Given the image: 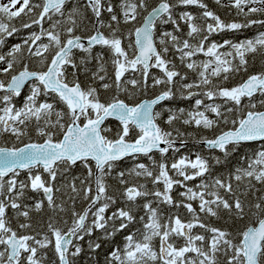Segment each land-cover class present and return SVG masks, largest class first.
Returning a JSON list of instances; mask_svg holds the SVG:
<instances>
[{
	"label": "snow or ice",
	"instance_id": "6c2138e0",
	"mask_svg": "<svg viewBox=\"0 0 264 264\" xmlns=\"http://www.w3.org/2000/svg\"><path fill=\"white\" fill-rule=\"evenodd\" d=\"M68 0H41V2H30V0H8L7 3L0 2V46H3L7 37H11L19 29L13 23L14 19L22 13L28 15L30 22L23 23L21 27L32 28L38 25L39 34L33 32L24 41L28 45L29 56L40 57V63L44 65L43 70H30L28 64L21 61L22 67L16 69L15 65L19 60L18 54L22 51L21 44H15L7 55L0 54V75L7 79H0V102L4 107L0 108V137L8 134L15 139L16 144L11 147L0 146V264H42V258L37 257L38 249H46L53 244L47 234L42 238L37 235L18 234L9 221L8 209L17 210V216L25 218V222L19 223V229H31L32 224L27 222L30 219L28 209L21 210V204L17 200L24 196L25 189L30 188L33 192H42L47 200L49 208L53 212H69L71 223L67 220L66 230L56 227L50 220L47 227L54 237V251L58 256L59 264H73L75 257L79 256L82 248L74 245L73 240H83L91 236L94 229H103L104 238L116 236L117 233L129 229L130 225L137 222L142 223L141 228L129 231L123 237V247H115L109 254L108 264H264V196L258 197L257 201L248 206L240 197L235 196L231 182L215 179L212 184L201 182L198 191L187 187L180 196L188 201L199 200V212L211 217H218L221 207L234 216L237 221H242L243 226L234 233L227 229L209 227L200 219L197 210L191 203H176L171 195L174 186L185 187L184 181L194 180L203 177L210 171L206 159L197 156L195 161L183 157L171 164L177 176L183 179H174L169 175V167L166 163L153 161L158 167V174L154 175L153 170L143 163L137 164L128 176L151 178L153 185L163 183L164 191H149L145 184H131L123 171L117 173L119 183L124 185L120 196L109 194L108 185L105 182L116 163L133 154L148 156L153 150L163 156L170 149L174 148L176 136L182 135L179 129L172 131L165 130L160 126L158 120L161 112L156 111V106L162 101L172 100L176 93L173 85L177 83L176 77L186 81L187 76L175 70V65L166 59L165 54L170 51V46L180 53L181 62L187 58V69L197 72V80L192 83H182L181 88L188 90L187 95L181 92V97L191 99L193 96L203 95L208 100L221 98L226 102H232L234 106H240L244 98H251L260 93L264 95V72L248 76L246 80L235 87L227 88L213 84V78L224 81L229 75L247 71L248 54L264 55V32L254 39H247L239 43L225 40L223 44L211 43L205 47L208 34L223 32L225 30H239L250 27L254 24L264 25V19L248 20L245 23H225L215 13L207 9L202 0H178L180 5H197L204 9L202 16L205 24L199 26L194 23L196 19L190 13L184 12L180 19L188 24V37L204 33L199 43L193 46L188 39H183L173 32L162 31L157 39L158 24L171 23L179 31L180 25L173 17V8L176 6L170 0H159L156 6L151 7L147 0H122L120 5L122 21L109 4L106 8L102 0H86L85 7L90 8L95 16L97 24L93 25L94 34L86 38L77 35L80 28L77 17L82 16L79 8L73 7L71 11L65 12V5ZM217 4L221 0H216ZM17 4L21 6L17 8ZM243 6H249L244 12ZM234 6L245 16L254 13L264 14V0H234ZM27 9V12H25ZM34 10H38L34 13ZM106 10L111 14L110 21L105 24L101 20L102 12ZM50 29L43 27L44 22L53 21ZM66 17V18H65ZM211 20L212 22H207ZM113 22L116 25L113 26ZM130 25L126 33L128 44L124 45L125 34L120 33V25ZM102 28L109 29L105 35ZM63 34V39H62ZM47 37V43H40L33 50L37 41ZM85 39L87 43H85ZM31 41V43H29ZM107 48L111 54V62L114 66V80L112 84L102 83L101 87L108 90L115 86L116 92L128 93V86L132 89L146 90L148 88L149 71L151 68L159 69L162 77H152V87L165 85V90L153 99H145L139 102L128 103L114 94L111 99L102 100L95 87L84 89L78 82L76 71L78 64L73 58L74 50L84 53H92L95 46ZM159 45V47H158ZM229 47L231 51L220 52L219 49ZM51 50V51H50ZM129 50H131V55ZM50 53L48 57L44 54ZM203 53L209 57L206 61L197 63L192 57ZM99 62V72H104V53H98L95 57ZM81 65L85 59H81ZM171 64V67H170ZM74 71L70 74L73 79L68 80L67 68ZM83 71L87 72L85 66ZM99 72L93 73V79L105 81L106 76ZM128 72L141 74V78L135 76L125 80ZM30 87V95L27 96L23 107L17 109L13 103L15 97L21 96L25 86ZM204 89L202 92H193L191 89ZM55 94L59 102L65 106L57 110L53 103L39 98L42 95ZM131 95V93H129ZM264 105V100L260 102ZM201 105L204 110L200 111ZM255 109V104H250ZM207 112L214 113L216 117L223 118L225 123H231L228 131H223L215 138H203L202 143L210 149H220L226 155L228 146L240 145L242 142H264V111L248 110L242 112L239 118L228 120L225 113L221 112L218 104H204V100H195V110L186 113L182 120L184 125H195L197 128L212 129L218 126V121L209 118ZM228 113L233 108L227 109ZM169 116L165 123L173 125L174 121L180 120L185 115L184 109H178V113L169 110ZM55 117V119H53ZM112 117L122 125L121 132L117 139H108L102 135V124L106 119ZM35 121V133L42 138V142H34L28 137L27 126L30 121ZM42 122V123H41ZM130 126L138 129V136L134 142H128L125 137L129 135ZM61 138L56 139L55 137ZM22 144V146H16ZM161 145H166L161 147ZM151 159V157H149ZM82 162L87 169V177H74L66 187L71 190L68 197L71 205L65 208L63 204L57 205L54 202L53 183L57 180L58 173L67 171L77 162ZM95 162V169L89 166V162ZM219 163V160H217ZM193 169L192 174L187 172L188 168ZM43 170L48 174L46 181L42 174L36 169ZM26 170L28 182H17L20 171ZM8 177V179H5ZM240 182L248 180L244 194L251 190L252 180L264 183V150H260L250 159L246 168H237L234 176ZM79 180L81 187H77ZM92 182L95 184L93 194ZM218 189H224L227 194L233 196L234 202L229 203L220 195ZM55 191H60L56 188ZM154 196L160 203L174 205L177 208L184 207L191 214L192 219L185 222L179 215L169 216L166 221L162 218L157 208L153 207L151 201L142 205L145 216L137 218L133 214L134 206L138 198ZM80 197L87 201L86 206L77 211L75 204ZM209 197V198H206ZM123 199L125 206L119 207L117 201ZM44 206V201H38L34 208L39 211ZM111 214L108 215L109 209ZM89 217L91 220L89 222ZM196 227L205 229L211 233V238L205 247V236L202 234L193 235L192 230ZM180 238L183 244L177 246L175 240ZM158 240V246L154 241ZM197 242H200L199 244ZM70 246L74 251H70ZM101 247L100 243L89 241V248L95 251ZM194 254L189 256L188 254ZM69 257L73 258L70 259Z\"/></svg>",
	"mask_w": 264,
	"mask_h": 264
},
{
	"label": "trees",
	"instance_id": "16d2710c",
	"mask_svg": "<svg viewBox=\"0 0 264 264\" xmlns=\"http://www.w3.org/2000/svg\"><path fill=\"white\" fill-rule=\"evenodd\" d=\"M30 2H41V0H30ZM103 4L105 5V8L110 4L115 13L118 15V17L122 21V12L120 5L122 3V0H102ZM171 3L176 5L172 12L174 19L177 20V22L180 25L179 31L176 30V26L168 23V24H158L157 28V39H159V34L162 31H169L173 32V34L178 35L181 40L188 39L189 42L195 46L199 43V41L202 39L204 33L195 35L193 37H188L187 32L189 31L188 24L180 19V16L184 12L190 13L193 17L196 19L194 20V23H196L199 26H203L205 24V19L202 16V13L204 9H201L197 5H180L178 4V0H170ZM204 4L207 5V9L215 13L217 16L220 17L222 21L225 23H231V22H237V23H245L248 20L257 19L261 20L264 19V14L260 13H254L250 16H245L243 13H239V10L234 6V0H227L223 1L221 0L220 4L216 3V0H202ZM147 3L149 5V10H151V7L156 6L159 3V0H147ZM86 0H68V3L65 5V12L71 11L73 7L79 8L80 13H82V16H78L77 20L78 23H80V28H78L76 34L81 35L83 37H87L91 34H94V28L93 25L97 24L95 16L92 14L90 8L85 7ZM244 7V12L246 13L248 11V7ZM38 10H34L33 15ZM25 12H27V9H25ZM111 14L108 13L106 10L102 12L101 20L105 24H108L110 21ZM66 18V17H65ZM56 19H61L58 16L53 17V21H45L43 24V27L47 30L50 29L51 23H53ZM30 22V18L28 15H25L24 13L21 14L20 17H17L14 19L13 23L15 26L19 29L18 32L14 33L11 37L6 38V42L3 46H0V54L7 55L8 51L11 50V48L15 44H21L22 45V51L18 54L19 60L15 65L16 69H20L22 67L21 61L24 64H28L30 70H43L44 65L40 63V57H33L29 56V53L27 51L28 45L24 44V41L30 37V35L33 32H36L39 34L40 28L38 25H33L32 28H23L21 25L23 23ZM207 22H212L211 20H208ZM113 26L116 25L113 22ZM130 25L123 24V22L120 25V33L125 34L124 36V45L127 46L128 39L126 36V33L128 31V28ZM101 31L105 33V35L109 34V29L102 28ZM264 32V25L260 24H254L250 27L242 28L239 30H225L223 32H216L208 34V39L205 41V47H208L211 43L215 42L217 44H223L225 40H230L233 43H239L241 41L247 40V39H254L257 37L260 33ZM62 34V39H63ZM47 41V37H42V40L40 42ZM31 43V41H29ZM38 45L33 46V50ZM159 47V45H158ZM51 51V50H50ZM220 52H227L231 51V49L227 46L220 48ZM104 53V72H99V62L95 58L98 53ZM131 55V50H129ZM46 57L50 55V53L44 54ZM166 59L171 61V64L175 65V70L179 71L181 73V76H187L186 81H181L180 77H176L175 80L177 83H175L173 87V91L176 93L174 98L172 100L168 101H162L160 105L156 106V111L161 112V117L158 120V123L162 128L168 131H172L173 128L179 129L180 133L182 135L176 136L175 132L173 133L175 138V145L174 148L178 150L170 149L169 152L166 155H161L158 150L153 151L148 156H145L143 154H135L131 156L125 157L123 160L116 163L115 167L112 169L111 173L106 176L105 182L108 185L109 194L115 195L117 197L120 196V193L124 187V185H121L118 180L117 173L120 171L125 172L126 178L129 181V185L131 184H145L147 186V190L154 191L159 190L161 192L164 191V185L163 183H159L157 185H153L151 178H143V177H134V176H128L127 173L131 171L137 164L143 163L146 166H148L151 170H153L154 175L158 174V167L153 165V161L156 162V165L159 163H166L169 167V175L172 176L174 179H180L182 180V177L177 176L175 170L171 169V164L174 162L179 161V159L183 157H188L189 160L194 161L197 156H200L204 159H206L210 166V171L208 173H205L203 177H197L194 180L184 181L185 187H181L180 185L174 186L172 190V197L174 202L180 203L181 201L183 203H191L193 205V208L197 210V213L200 216V219L203 223L208 225L209 227H217L221 229H227L230 232H235L237 229L243 226L242 221H237L233 215H231L228 210H225L221 207L218 211V217H211L204 213L199 212V200H193L188 201L186 198L180 196V193L183 191H186L187 187H191L194 191L201 190L198 188V186L201 184V182H205L208 184H212L215 179H221L225 182H231L233 186V190L235 193V196L240 197L242 202L245 205V210H248V206L255 203L257 201L258 197L264 196V183L256 182L255 180L251 181V184L253 187L250 191L247 192V194H244V189L248 185V180L245 179L243 181H236L234 176L236 174L237 168H246L250 159L254 157V154L257 153L260 150H264V142H242L240 145L228 146V154L226 155L223 151L220 149H210L208 146L203 144L201 141L203 138L212 139L215 138V136L219 135L221 132L228 130L232 127L231 123H225L223 121V118H218L214 113L207 112L206 115L209 116V118L217 120L218 126H214L212 129H204L203 127L197 128L194 124L193 125H184L182 123V120L186 117V113L189 111L195 110V100L200 97V99L204 100V104H218L221 106V112L225 113L228 120L231 121L232 119H237L241 115L242 112H246L248 110L258 111V110H264V105H262L260 102L261 100H264V95H261L260 93H256L251 100L248 98H244L242 100V103L240 106H234L232 102H226L225 100L221 98H216L215 100H208L203 95L200 96H193L191 99H184L181 97V92H183L185 95H187V91L185 89L181 88L182 83H192L195 80H197V72L187 69L185 66L187 61V58H185V62H181L180 60V53L178 51H175L170 46V51L165 54ZM73 58L78 64V69L75 70L76 74L78 76V82L81 84L82 88L87 89L89 87H95L98 89V92L101 96L102 100H108L111 99V97L116 94L119 95L121 99H125L128 103L133 102H139L143 98H150L155 97L161 93L162 90H165L166 86L161 84L157 85L155 87H152V77H162L163 73L156 68H151L149 71V79H148V88L146 90H139V89H132L131 86H128V93L125 92H116L115 86L113 85L112 88L108 90H104L101 85L104 82H107L109 84L113 83L114 80V66L111 62V54L109 53L107 48H102L101 46L97 45L93 47L92 53L89 56V54L84 53L80 50H74ZM85 59V64L81 65L80 61L81 59ZM209 57L205 56L203 53H198L196 56L192 57V60L196 61L197 63H200L201 61L208 60ZM248 65H247V71L241 70L240 72L233 73L229 75V79L227 81H224L222 78L217 79L213 78V84H217L220 87H227L232 88L243 82L248 78L250 75H254L260 72H264V55H261L259 53L257 54H248ZM170 64V67H171ZM3 65H0L2 67ZM87 67L88 71H83L84 67ZM74 70L69 66L67 68L68 80L71 81L73 79L72 75H70ZM99 72L100 75H105L106 80L100 81L98 79H93V73ZM132 76H135L137 79L141 78V74L139 72L132 73L128 72L125 74V80L128 78H131ZM0 79H7L6 76L0 75ZM204 89H197L193 88L191 91L193 92H202ZM131 93V95H129ZM4 93L0 92V96H3ZM30 95V87L26 86L25 89L21 92V96L15 97L13 99V103L15 104L16 108L19 109L23 107L24 103L26 102L27 96ZM39 100L43 102L44 100H47L50 103H53L57 110H62L65 108L62 102H59L56 98L55 94H49L47 96L42 95ZM250 104H255L256 108L251 109ZM4 107V104L0 102V108ZM233 108V112L228 113L227 109ZM178 109H184L185 115L181 117L180 120L174 121L173 125H167L165 121L167 120L169 116V110L173 113H178ZM200 111L204 110V105H201ZM55 119V117H53ZM42 123V122H41ZM107 129V131H103L104 136H106L108 139H117V134L121 132L122 125L114 118H109L106 120L104 124V128ZM28 131V137H25V142L28 141L29 137L34 142H42V138L38 137L35 133V121H30L27 126ZM138 136V129H136L134 126H130V132L129 135L125 138L129 140H134ZM56 139L61 138L59 135L55 137ZM14 144H16L15 139L10 137L8 134H4L2 137H0V146H8L11 147ZM22 144H17L16 146H21ZM151 157V159L149 158ZM217 160H219V163H217ZM89 166L93 169L95 172V162L90 161ZM34 171H38L42 174L43 178L47 181L48 180V174L43 173L42 168L36 169ZM194 170L190 167L187 169V172L189 174H192ZM74 177H80V178H86L87 177V169L84 166L82 162H77L76 165L72 166L67 171H62L58 173L57 180L53 183L54 187V202L57 205L63 204L65 208L70 207L71 201H69L68 197L70 195H74L71 193V190L66 187V185L74 178ZM5 179H8L6 177ZM17 182H28V175L26 170L20 171L19 176L16 178ZM77 187H81L79 180L76 182ZM56 188H59L60 191H55ZM92 188H93V194L95 193V184L92 182ZM221 196H223L225 199L229 201L230 204L234 202L233 196L231 194H227L224 189H218ZM209 198V197H206ZM44 201V206L41 210L36 211L34 208V205L38 201ZM148 201H151L153 204V207L157 208L159 211V214L162 218V222L166 221L169 216L173 215H179L182 220L185 222L192 219V216L190 213L187 212V210L184 207L177 208L174 205H168L164 203H160L158 199L154 196H148L144 198H138V201L136 205L134 206L133 214L139 218L140 216H145V210L142 208V205ZM18 203L21 204V210L28 209L30 212V219L27 221L32 224L31 229H19L18 225L19 223L25 222V218L22 216H17V210L15 209H8V218L11 223V226L18 231V234H28V235H37V238H42L44 234H47L51 239H53V244L49 245L46 249H38L37 257L42 258V264H59L58 256L54 251V237H52L51 232L49 231L47 225L49 221L51 220L56 227H59L63 230H66L67 226L64 224V221L67 220L69 224L71 223V216L69 212H53L48 204L47 200L44 197L42 192H33L30 188L25 189L24 196L20 197L17 200ZM87 204V201H84L82 198L78 197L76 200V210H82ZM123 207L125 206V201L123 199H119L117 201V205L113 206L116 207ZM113 209L110 208L108 215L111 214V211ZM91 220V217H89V222ZM142 223L137 222L133 225L129 226V229H125L124 232L117 233L116 236L105 239L104 238V232L103 229H94L91 236H85L83 240H73V244H78L81 246L82 251L79 256L75 257L73 260V264H108V257L110 252L117 246L123 247V237L126 235L130 230L135 231L137 228H141ZM193 235L196 234H202L205 236V244L204 246H207V242L211 238V233L206 232L205 229H201L199 227H196L192 230ZM89 241L93 243H100L101 247L95 251H92L89 248ZM158 240L154 241V245L158 246ZM175 243L177 246H180L183 244V240L180 238H177L175 240ZM198 244L200 242H197ZM70 251H74V248L70 246ZM189 256H193L194 254H188ZM70 259H73L69 257ZM223 258L221 257V264H222Z\"/></svg>",
	"mask_w": 264,
	"mask_h": 264
},
{
	"label": "rangeland",
	"instance_id": "374dc122",
	"mask_svg": "<svg viewBox=\"0 0 264 264\" xmlns=\"http://www.w3.org/2000/svg\"><path fill=\"white\" fill-rule=\"evenodd\" d=\"M223 1H226L227 2V0H223ZM0 2H4V3H7L8 2V0H0ZM21 2H22V0H21ZM21 5L20 4H17V8H19ZM249 6H251V5H249ZM245 7H248V6H245ZM48 41H43V42H40V41H37L36 42V45H38L39 46V44L40 43H47ZM3 67V66H2ZM200 98V97H199ZM0 114H2V113H0ZM195 161V160H194Z\"/></svg>",
	"mask_w": 264,
	"mask_h": 264
},
{
	"label": "water",
	"instance_id": "95a60500",
	"mask_svg": "<svg viewBox=\"0 0 264 264\" xmlns=\"http://www.w3.org/2000/svg\"><path fill=\"white\" fill-rule=\"evenodd\" d=\"M85 43H87V41H86V39H85ZM153 98H155V97H152V98H144V99H142V100H145V99H153ZM141 100V101H142ZM260 111H264V110H260ZM109 118H112V117H109ZM106 121V120H105ZM105 121H104V123H105ZM104 123L102 124V128H103V125H104ZM229 130V129H228ZM228 130H226V131H228ZM102 135H103V133H102ZM127 140V139H126ZM128 142H134V141H130V140H127ZM204 144V143H203ZM206 145V144H205ZM161 147H165V145H161ZM154 151V150H153ZM134 155V154H133Z\"/></svg>",
	"mask_w": 264,
	"mask_h": 264
},
{
	"label": "flooded vegetation",
	"instance_id": "af4514ba",
	"mask_svg": "<svg viewBox=\"0 0 264 264\" xmlns=\"http://www.w3.org/2000/svg\"><path fill=\"white\" fill-rule=\"evenodd\" d=\"M136 138H137V137H136ZM136 138H135V139H136Z\"/></svg>",
	"mask_w": 264,
	"mask_h": 264
}]
</instances>
